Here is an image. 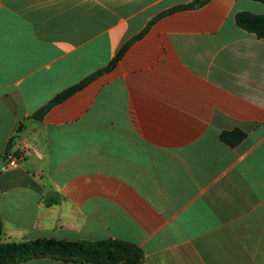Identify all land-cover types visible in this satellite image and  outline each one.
<instances>
[{
  "label": "crops",
  "instance_id": "crops-1",
  "mask_svg": "<svg viewBox=\"0 0 264 264\" xmlns=\"http://www.w3.org/2000/svg\"><path fill=\"white\" fill-rule=\"evenodd\" d=\"M193 1L0 0L2 242L114 239L142 264H264V39L235 19L264 3L158 18ZM234 129L247 137L231 148L220 134Z\"/></svg>",
  "mask_w": 264,
  "mask_h": 264
},
{
  "label": "trees",
  "instance_id": "trees-1",
  "mask_svg": "<svg viewBox=\"0 0 264 264\" xmlns=\"http://www.w3.org/2000/svg\"><path fill=\"white\" fill-rule=\"evenodd\" d=\"M209 1L211 0H194L190 4L170 10L158 18L180 9L199 8ZM253 1L264 3V0ZM235 19L239 27L255 34L259 39H264V14L241 12L236 15ZM151 24L152 22L149 26ZM122 52L104 70L89 77L80 85L59 94L39 112L40 116H43L52 106L60 103L97 76L114 68ZM246 137L247 133L240 129L223 131L220 134V140L231 148L237 147ZM1 235L2 231L0 229V264H23L29 260L45 257L72 264H142L144 258L143 252L138 246L114 239L100 241L35 239L23 242H2Z\"/></svg>",
  "mask_w": 264,
  "mask_h": 264
},
{
  "label": "built area",
  "instance_id": "built-area-1",
  "mask_svg": "<svg viewBox=\"0 0 264 264\" xmlns=\"http://www.w3.org/2000/svg\"><path fill=\"white\" fill-rule=\"evenodd\" d=\"M22 153H24V151ZM22 153L19 156H14L12 158L11 162L9 163L10 167H16L17 166L18 160L24 156Z\"/></svg>",
  "mask_w": 264,
  "mask_h": 264
}]
</instances>
